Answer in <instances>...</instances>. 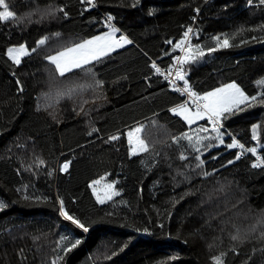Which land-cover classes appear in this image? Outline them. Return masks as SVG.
I'll list each match as a JSON object with an SVG mask.
<instances>
[{
    "label": "trees",
    "instance_id": "trees-1",
    "mask_svg": "<svg viewBox=\"0 0 264 264\" xmlns=\"http://www.w3.org/2000/svg\"><path fill=\"white\" fill-rule=\"evenodd\" d=\"M6 2L16 18L0 22V202L6 205L0 210V264H213L211 257L221 253L223 264H264V105L223 120L220 143L207 120L188 125L169 111L183 97L151 67L168 68L178 51L173 45L191 28L193 53L197 44L204 52L183 66L194 90L237 81L247 96L264 93V4ZM49 5L63 7L67 17L45 15ZM109 23L132 43L63 77L45 59L68 37L91 38ZM41 37L47 40L38 47ZM213 37L230 46L217 48ZM22 43L29 54L15 64L6 48ZM125 85L131 94L113 99L111 93H122ZM69 114L74 119L65 122ZM137 122L146 125L151 147L130 156L126 130ZM252 124L258 125L255 141ZM201 126L209 131L200 132ZM93 127L98 131L88 135ZM181 133L193 143L197 135L205 137L196 145L199 152L186 139L173 142ZM112 135L118 139L109 141ZM233 138L256 148L259 167L252 166L256 155L237 158L236 148H227ZM65 161L68 169L61 171ZM102 175L119 194L100 204L90 182ZM61 200L90 225L88 233L60 216ZM76 239L81 244L65 253Z\"/></svg>",
    "mask_w": 264,
    "mask_h": 264
},
{
    "label": "snow or ice",
    "instance_id": "snow-or-ice-1",
    "mask_svg": "<svg viewBox=\"0 0 264 264\" xmlns=\"http://www.w3.org/2000/svg\"><path fill=\"white\" fill-rule=\"evenodd\" d=\"M81 3H87L89 7L94 6V0H81ZM136 3H139V0H136ZM261 4H264V0H260ZM0 22H5L10 19H15L16 14L10 10L9 5L6 3V0H0ZM56 11L63 12L65 17H67L68 13L64 11L63 7L60 8H52L50 5L48 6V10L45 15H54ZM198 11V10H197ZM151 14V12L149 13ZM113 17L109 15L107 17L108 21H111ZM108 31L103 32L100 35L92 36L90 39H83L79 43H73L71 46L63 47L61 50L57 51L54 55H48L45 57L47 61L51 64L55 65L56 72L63 77L65 73L72 71L73 69H82L84 66L89 65L91 62L100 63L103 58L107 57L110 53L114 52L117 49L122 48L124 45L131 44L132 41L125 35H119L117 37L116 33L119 32V29L113 26L112 24H108ZM191 28L184 32V39L177 41L174 45V49H179L181 53L180 56H173V64L168 66L166 71H162L161 68L157 66L155 62L152 63L151 67L155 69L156 73L163 76V78L168 82L169 86L172 88L174 92L180 93L181 95H187L188 99L183 101L182 103L176 104L174 107L169 108V111L176 116L181 117L183 121L192 125L196 121L206 119L208 123L211 125V132H214L215 139L223 143L221 140L220 128L222 127V121L229 119L231 116L236 115L237 113L245 111L246 108L253 107L256 104L264 105V93L258 92L255 96H247L241 90V88L236 83H229L221 85L220 87L213 88L210 91L203 92L202 94L193 90L192 86L188 79H186L187 73L183 70V66L185 64H189L194 62L198 57L204 55V52L200 50V45H195V49L197 51L193 53L192 45H188V47H184V44L187 42V38L189 33L191 32ZM212 39L217 41V48L223 47L228 48L229 41L227 39L219 40L218 37H213ZM47 38L41 37L36 41L37 46L44 45L46 43ZM167 43H171L168 41ZM36 49H32L31 51H35ZM215 49L209 48L208 51L212 52ZM29 54V50L25 47L24 44H20L18 47H10L7 50L8 58L15 64H19L21 61V57L27 56ZM89 71H91L89 69ZM182 81L183 87L178 86L177 82ZM19 84V81H17ZM97 85L101 84L102 81H96ZM22 91V89H21ZM73 89L69 88L67 90V94H71ZM59 95H64L65 93H58ZM259 97V99H258ZM243 105L244 107H241ZM155 115V114H154ZM153 126L156 125V121H153ZM257 124H252V140H257ZM200 132H208L209 129L201 126ZM98 129L92 128L88 135H92V133L97 132ZM146 131V125L137 122L136 126L130 128L126 135L128 139L129 145V155H136L138 153H146L149 151L151 145L145 139L144 133ZM118 139V136L112 135L109 136V141H115ZM171 139L174 143H178L179 139H186L193 147V149L199 152V149L196 148V145L199 144L202 140L205 139L203 136L197 135L195 137V143H193V137L189 136L187 133H181L180 137L172 136ZM107 142V141H106ZM213 145L208 144L206 147L211 148ZM227 148H239L247 152H251L253 155H256V148H245V145L240 143L236 138L232 139L230 144L226 145ZM158 155V153H157ZM241 155L240 152L236 153V157L239 158ZM196 160L199 161V165H203L204 161L201 160L200 155H196ZM181 160H184L185 157L183 154L180 156ZM215 159V157H212ZM261 157L257 156V162L253 163V167L260 166ZM143 163V161H141ZM40 163H43L41 161ZM233 163V161L229 160L228 164ZM197 165V167H199ZM67 163H65L61 167V171H64L67 168ZM209 175L208 172H203V176L207 177ZM99 181H94L93 184H98ZM92 187V185H90ZM93 194L96 196V200L98 203L103 204L106 200H110L113 195H118V192L113 191L112 184L105 185L103 189V195L100 192L93 188ZM183 199V197H181ZM6 205L0 202V210L4 209ZM59 214L65 221H69L72 225H74L77 229H81L84 233H88L90 230V225L85 224L83 221L78 219L76 216L70 214L64 206L63 201H60ZM255 230V228H253ZM148 229H144V232H147ZM264 236V233H262ZM61 239H67V237H61ZM239 237L237 235L232 236V240H237ZM81 244L80 239H76L75 242L69 243V245L63 248L65 253H70L73 249H75L78 245ZM123 250V249H121ZM116 253L113 252V255ZM224 254L221 253L220 256L211 257L213 264H223L222 256ZM52 264H56V261H53Z\"/></svg>",
    "mask_w": 264,
    "mask_h": 264
},
{
    "label": "rangeland",
    "instance_id": "rangeland-1",
    "mask_svg": "<svg viewBox=\"0 0 264 264\" xmlns=\"http://www.w3.org/2000/svg\"><path fill=\"white\" fill-rule=\"evenodd\" d=\"M7 3V2H6ZM109 29H107L106 31H104V32H107ZM103 33V32H102ZM102 33H100V34H102ZM100 34H98V35H100ZM116 35H117V33H116ZM120 35H123V34H120ZM119 35H117V37H118ZM84 39H90V38H84ZM81 40H83V39H80V38H77V37H68V39H67V41H69L67 44H64V45H61V46H59L58 48H56V49H54V50H52L51 52H50V54L49 55H54L57 51H59V50H61L63 47H66V46H71V44H73V43H79ZM22 44H24V43H22ZM20 44H16V45H10V46H8L7 48H6V55H7V50H8V48H10V47H18ZM25 45V44H24ZM25 47H26V45H25ZM27 48V47H26ZM22 58V57H21ZM54 70L56 71V69H55V65H54ZM234 83H236L240 88H241V86L239 85V83L237 82V81H233ZM233 82H226V83H223V84H221V85H224V84H229V83H233ZM220 85V86H221ZM219 86V87H220ZM107 88H109V86H107ZM241 90L243 91V89L241 88ZM113 92V91H112ZM244 92V91H243ZM245 93V92H244ZM112 94V96H113V99H118L119 97L121 98V97H125V96H127V95H129L130 94V91H129V89H128V85L126 86H124V89H123V92L122 93H120V94H113V93H111ZM202 94V93H201ZM245 95H247L246 93H245ZM74 119V116L73 115H71V114H69V115H67L66 116V119H65V122H69V121H71V120H73ZM204 120H206V119H204ZM200 121H202V120H200ZM200 121H196L195 123H197V122H200ZM195 123H193V124H195ZM133 127H135V126H133ZM132 127V128H133ZM130 129V128H129ZM129 129H127L126 130V133H127V131L129 130ZM127 136V135H126ZM223 136L224 135H222L221 136V139L223 138ZM225 137V136H224ZM128 149H129V145H128ZM66 162V161H65ZM65 162H62V163H60V165H59V169H61V167H62V164H65ZM94 181H99V183L98 184H93V182ZM107 184H112V189H113V191H115L116 192V190H115V187H114V182H112V181H110L108 178H107V176L106 175H102V176H100V177H98L97 179H95V180H93L92 182H90V185H92V187H90L91 188V190H92V193H93V188H96L99 192H100V194L101 195H103V189H104V187H105V185H107ZM94 195V194H93ZM114 196V195H113ZM94 197H95V199H96V196L94 195ZM97 201V200H96ZM106 201H108V200H106ZM105 201V202H106Z\"/></svg>",
    "mask_w": 264,
    "mask_h": 264
},
{
    "label": "built area",
    "instance_id": "built-area-1",
    "mask_svg": "<svg viewBox=\"0 0 264 264\" xmlns=\"http://www.w3.org/2000/svg\"><path fill=\"white\" fill-rule=\"evenodd\" d=\"M190 36H191V32L189 33V36H188V38H187V42L184 44V47H188V45L190 44ZM177 53L174 55V56H180V55H182L183 53H181L180 51H179V49L177 48ZM173 64V60H172V62H171V65ZM168 68H164V69H161L162 71H166ZM159 79L161 80V81H164V82H166V83H168L164 78H163V76H161L160 74H159ZM177 84H178V86H180V87H183V82L182 81H178L177 82ZM194 90V89H193ZM195 91V90H194ZM197 92V91H196ZM182 97H183V101H185V100H187L188 99V97H187V95L185 94V95H182ZM237 152H240L241 153V155H240V157L241 156H243L247 151H244V150H242V149H239V148H236V153ZM248 153H251V152H248Z\"/></svg>",
    "mask_w": 264,
    "mask_h": 264
},
{
    "label": "crops",
    "instance_id": "crops-1",
    "mask_svg": "<svg viewBox=\"0 0 264 264\" xmlns=\"http://www.w3.org/2000/svg\"><path fill=\"white\" fill-rule=\"evenodd\" d=\"M9 8H10V7H9ZM1 10H2V9H1ZM10 10H11V9H10ZM150 79H151V78H150ZM128 89H129L130 94H131L132 91H131L130 85H128ZM130 94H129V95H130ZM129 95H127V96H129Z\"/></svg>",
    "mask_w": 264,
    "mask_h": 264
},
{
    "label": "water",
    "instance_id": "water-1",
    "mask_svg": "<svg viewBox=\"0 0 264 264\" xmlns=\"http://www.w3.org/2000/svg\"><path fill=\"white\" fill-rule=\"evenodd\" d=\"M65 163H67V165L69 166V161H66ZM68 166H67V168H65L64 171H66L68 169Z\"/></svg>",
    "mask_w": 264,
    "mask_h": 264
},
{
    "label": "bare ground",
    "instance_id": "bare-ground-1",
    "mask_svg": "<svg viewBox=\"0 0 264 264\" xmlns=\"http://www.w3.org/2000/svg\"><path fill=\"white\" fill-rule=\"evenodd\" d=\"M64 164H62V166H63Z\"/></svg>",
    "mask_w": 264,
    "mask_h": 264
}]
</instances>
